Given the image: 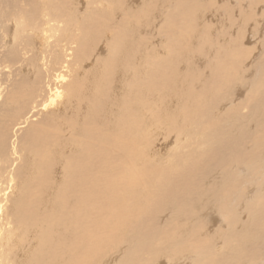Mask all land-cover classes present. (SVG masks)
<instances>
[{"label":"bare ground","instance_id":"obj_1","mask_svg":"<svg viewBox=\"0 0 264 264\" xmlns=\"http://www.w3.org/2000/svg\"><path fill=\"white\" fill-rule=\"evenodd\" d=\"M163 2L0 0V264H107L113 252L116 264H264V32L252 37L258 79L237 102L242 59L255 54L244 29L218 40L202 14L228 24V9L247 16L264 0ZM136 18L160 25L165 54L138 41ZM161 126L197 131L203 148L182 168L152 170L141 153ZM231 158L237 177L204 187ZM189 196L219 225L192 224L200 239L181 249V232L164 241L157 224L167 205L187 211Z\"/></svg>","mask_w":264,"mask_h":264},{"label":"rangeland","instance_id":"obj_2","mask_svg":"<svg viewBox=\"0 0 264 264\" xmlns=\"http://www.w3.org/2000/svg\"><path fill=\"white\" fill-rule=\"evenodd\" d=\"M86 1H88V0H86ZM129 1H131L132 3H137V5H138L143 0H129ZM156 1H157L158 6L153 8L152 11H159V10L162 9V4L164 5V2L162 3L163 0H156ZM84 4H85V0H84ZM216 4L218 6L219 2L216 3ZM231 4L232 3H230L229 6L232 7ZM257 5H256V11H253V9H255V8H253L252 10H249L251 15H247V16L245 15L244 11L238 12V10L236 8H232L230 10L228 9L229 15H230L231 12H233V14H232L233 17H229V15H224L225 17H227L226 21H227L228 24H224V22H221V21L218 22V20H220V19H218L220 17V14H217V13L215 14L212 10H209L210 12L207 11L205 14L202 13L203 16H205V18H204L205 22L203 24L206 23V25L207 26L209 25V27H210L211 25L209 23H212L213 27L211 28V31L214 32V36L213 37H216L218 40H224L226 37H227L226 39L228 40L229 36H231L230 38H232V39L236 38V36L234 34H237L239 30H243L244 29V31H243L244 34H243V39H242L244 47L248 50V53H250L253 56L255 54V56H256V57L254 56V58L249 56L250 60H249V58H247L249 61H247V59H245V58H244L245 60L242 59V65H241L242 66V70L241 71H243V73L240 72V75L241 74L243 75V79L245 78L248 82L245 79L244 80L248 84L245 85V88H244L245 90L242 88L238 92H236V96H235L237 98L236 101L238 100L240 102L244 101V99L246 98V97H244V95L246 96V94L248 93L250 83L254 82L255 80H257L258 76H259L258 63L260 62L262 57L259 58L261 56L260 53H259L260 47L257 46L258 44H256L255 39L252 38V37H255V38L257 37L256 40L262 38V35H263L264 31H260V30H262V28L264 27V24H262V22L264 23V18H263L264 17V3H260V6H259V4H257ZM86 6L88 8H90V6L92 7V5H90L88 3H86ZM141 8L142 7H139V9H141ZM83 11H84V8H83L82 12ZM246 13H248V12H246ZM176 14L177 13H175V15ZM259 14H261V15L259 16ZM236 15H238V16H236ZM215 16H216V18H215ZM245 16L249 17V21L245 22L242 19V18H246ZM257 18L259 20H257ZM209 19H210V21H209ZM232 20H234L233 21L234 23H232L233 25L229 24V23L232 22ZM241 20H243V22ZM235 21H236V23H235ZM259 21H260L261 24L259 23ZM154 22H157V20L154 21ZM134 23H136L138 25V28H137L138 31H137L136 37L138 36V41L139 42L145 43L146 47L150 48V50L148 52H151V55L153 57H155V58H157L159 55L165 54L166 49H168L170 47V44L172 42H170V41L165 42L166 40L162 39L158 35V33L156 32V28L159 27L160 25L156 26L158 24L157 23L156 25L153 26L152 24H154V23L151 24V23H149L148 21H146L143 18L134 19ZM213 23L216 25V27H215V25ZM218 23H220V24H218ZM254 23H255V25H254ZM203 24H201V25H203ZM248 25L250 27L252 26L251 28H252L253 31L251 30V28ZM256 25H258L259 28ZM220 26L221 27L223 26V29ZM217 27H218V29H216ZM239 27H240V29H239ZM221 29L223 31V34L225 32V35L222 34ZM219 31H220V35L221 34L223 35V36L221 35L223 38H221V36L219 37V35H218L219 33H217ZM226 31H227V33H226ZM256 32H257V35H256ZM245 33H247V34H245ZM224 36H226V37H224ZM244 39H245V41H244ZM194 42H195V39H194ZM218 42L221 45V41H218ZM259 42L260 41L257 40V43H259ZM103 45L104 44H100L98 47H100L101 50H102V49H104L102 47ZM249 46H251V48H249ZM255 50H258V51H255ZM157 53L159 55H157ZM103 54H105V53H103ZM252 59H256V60H252ZM89 60H87V62L85 63L86 65H88V69H86V70H89V68L91 67L90 63H92V61H94L95 58L93 59V57H90ZM203 60H204V57H203L202 61ZM197 62L198 63H202L201 59H200V61L197 60ZM243 62H245V63H243ZM253 62H255L256 64H254ZM243 64H245L246 70H245V67H244ZM249 65L250 66L252 65V66L250 67ZM252 67L255 70L257 69V71H255L254 69H251ZM247 69H249V71ZM247 71H248V73H247ZM253 74H255L257 76H255ZM251 80H254V81H251ZM173 87H176L175 90L177 89V90H180V91L182 89L187 91V89L190 88V87H184V84L181 81H178L176 86H173ZM170 91H171V89H170ZM242 92H245V93L243 94ZM172 125L176 126V123H173ZM164 128L167 129V131H165ZM179 130L180 129L177 128V127L161 126L160 129L157 128V129H154L151 132L150 139L148 140L147 147L143 148L144 152L141 153V155L145 156V158H143V159H144V161L147 164H150V165L154 166L152 170H155V171H158V172H163V171H165L167 169H176L178 166L182 168V165L184 164V162L192 154H194L196 152L198 153V151L203 148V146L200 145L201 138L198 135L197 131H196L195 134H184L183 137H182V136H177L176 135V132H178ZM236 133H238V131H236V132L233 131V133H231V135H234ZM180 138H182V139L180 140ZM191 139H193V148L192 149H190V147L187 146V145L184 146V147L182 146V143L184 141H189ZM178 140H180V142ZM195 142H197V146H198L197 148H196ZM213 163H214V161H213ZM213 167H214V164H212V167L210 168V170L207 171L209 173L204 174L203 177L205 178L204 179L205 180L204 187H211V190L215 192L216 189L219 188L224 183V181H225L224 177L228 176L229 174H234L236 176V164L233 163V159L231 158L230 163L225 164V165H223L221 167H217V168L214 167V169H213ZM156 181L157 180H153L149 184L145 185V186H148V187L144 186V188L147 189V190H150V191L153 190L155 188ZM248 188L250 190H252L251 186L248 187ZM138 190L141 191L142 188H139ZM220 191H221V189L219 190L218 194H221ZM228 202H230V201H228ZM187 203H188L187 211H185L184 213H180V214L177 213L175 204H173L171 206L167 205L165 207L164 212H163L164 213L163 216H161L162 213L160 214L159 221H158V224H157L158 225L157 228L160 231H162L161 233H162V237L164 238V241H167L165 239L164 233H168L169 232V234H174V233H177V232H181L180 240H179V243H178L181 249H185V247H187V244L188 243L190 244L189 241L197 240V242H198L199 239H200L195 234V233H197V231L192 229V228H190V226L192 224L196 223V222L198 223L201 220H204L205 218L208 219L206 216L210 217L213 214L211 210L203 209L201 207L200 201L198 199L192 197V196H189V201ZM216 217L217 216H211L210 220L208 219L209 220L208 224L210 225V227L208 225L209 229H212L215 225H217V226L219 225L217 223L218 218H216ZM169 218H171V219L169 220V223L166 226L165 222ZM135 223H136V221L134 223H132V224L135 225ZM125 235H127L129 237H135V232L128 229L125 232ZM213 242H217V239L215 238V240ZM174 243L175 242H171L169 245H173ZM130 249H131V247H127V249L122 250V253L125 252V250H126V252H129ZM161 250H167V248H164V249H161ZM120 260H121V253L117 254V252H113L112 256H111V260L109 262H107V264H116V263L120 262ZM168 263L169 262L166 261L165 259L161 261V264H168ZM154 264H155V262H154ZM182 264H189V263L187 261H184Z\"/></svg>","mask_w":264,"mask_h":264}]
</instances>
